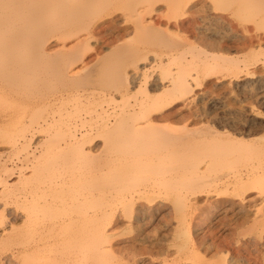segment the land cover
<instances>
[{"label":"bare ground","instance_id":"obj_1","mask_svg":"<svg viewBox=\"0 0 264 264\" xmlns=\"http://www.w3.org/2000/svg\"><path fill=\"white\" fill-rule=\"evenodd\" d=\"M212 1L0 0V144L7 145L0 185L11 187L7 177L16 170L25 178L14 195L22 209L24 264L53 246L55 262H83L85 250L62 251L73 242L95 246L91 264H113L125 255V243L133 244L116 238L121 222L169 216L172 197L179 200L183 247L196 244L194 229L204 231L202 241L225 226L264 229V136L234 137L264 130V113L247 118L238 109L218 111L215 99L201 106L202 98L193 99L189 108L185 102L195 84L217 85L213 75L245 74L233 87L243 107L253 109L255 99L264 106V0L220 1L243 22V58L227 54V36L206 31ZM152 63L176 65L166 72L168 85L154 84L162 90L155 96L148 86ZM139 86L140 97L133 93ZM181 101L182 129L171 132L163 125L165 110ZM230 209L240 214L233 223L217 219ZM222 240L209 245L223 251L230 244Z\"/></svg>","mask_w":264,"mask_h":264},{"label":"rangeland","instance_id":"obj_2","mask_svg":"<svg viewBox=\"0 0 264 264\" xmlns=\"http://www.w3.org/2000/svg\"><path fill=\"white\" fill-rule=\"evenodd\" d=\"M214 1H212V2H214ZM220 1L221 0H217L216 2H214L215 3V9H214L215 15H213L214 17L209 19V21L207 20L208 24L205 25V29L207 32H209L207 29L211 28L210 32H214V30L216 29L217 32L222 33L221 37L227 36L226 38L229 39L228 41H226L227 44L229 43V45H228L229 50L226 51L227 54L229 53L230 55H233V56L238 55L239 57L242 55L244 57L246 55V50H245V47H244L243 41H242L243 40L242 37L244 36V32H243V28H242L243 22H242V20H240V18L232 15L233 12L231 11V9H229L224 3H220ZM164 5H165V2H159L156 5V7H160V6L164 7ZM168 10H169V12H168ZM168 10H167V14L172 15L171 10L170 9H168ZM158 11H159V13L162 14L163 22H166L168 18L166 16V12L164 11V9L162 10L163 12L161 10H158ZM202 24H204V23L199 22L198 25H202ZM121 25H123V24H121ZM119 28H120V26H118V25H115V28H114V26H112L113 33H115V30L118 31ZM129 31H130V28H129ZM225 33H227V34L229 33V35H226ZM109 35H111V34H109ZM219 37H220V35H219ZM219 37H216V38L219 39ZM237 38H239L241 41ZM131 39H133L132 34L126 36L124 38L123 42L129 43L131 41ZM233 39H234V41H233ZM233 46H235V47H233ZM135 48L140 49L143 47L141 45H138V48L137 47H135ZM93 52L96 53L94 50H93ZM175 67H176V65H174V64H172L168 67H165V68H159L154 63H152L151 65H148L147 72L151 69L150 70L151 72L150 71L148 72V74H149L148 86L152 90V91H150V89H149L151 95L155 96V95L161 94L162 90L161 89H160L161 91L156 90V88H155L156 86H154V84L155 83H161L160 85H162L164 83L165 85H168L169 80L167 78H164V77L166 76V72H168L170 69H174ZM141 72L142 71H140V73ZM150 74H151V76H150ZM211 77H212L211 81L214 80L218 84L217 85L209 84V86H206L208 88L205 87V85H206L205 83L202 84V86L199 84L198 85L195 84L194 87L196 88V94H198V95L196 96V94H195V96L189 97L190 94H188V96H186L187 100H185V102L188 105V106H186L187 108L190 107V104H193V103H191V101L193 99H195V103H197V100L202 98L201 102H200V106L205 105L206 102L211 103L215 99V100L219 101V103H220L219 106H221L220 109H217L218 111H223L225 108L228 110L233 109L235 111L238 109V110H241L243 112L245 111L244 114L247 118H254L257 115L258 116L263 115L262 113H264V106L262 104L259 105V103L257 102L258 100L255 99L253 109H252V107H249L246 109L242 105V104H245V102L242 103V101H241L242 97H241L240 92L238 91L237 88L236 89L233 88V87H236V84L237 85H239L240 83L242 84V82H244L246 80L247 75L241 74L240 76H238V79H237V77L232 76V75H228V76H225L223 78L220 76L216 77L215 75H213ZM222 79H225V80L222 81ZM233 80H235V81H233ZM138 88H140V86L136 87L133 90V93L136 94V96L138 95V97H140L141 93L138 92L139 91V90H137ZM204 96H205V99L203 100ZM131 100L134 101L133 97L131 98ZM185 102H183V101L178 102V104H175V106H172V108L169 107L165 110L167 115H168L167 116L168 120L164 121L163 125H166L167 128L169 129V131L178 132L182 129V123L180 122V120H181V117H183L184 113L186 112L185 110L187 108L183 107V104L181 105V103H185ZM109 107L112 108L111 110H113V107H116L117 109L119 108L118 106H115V105L114 106L111 105ZM196 108L197 107H195V109ZM229 108H231V109H229ZM170 111H171V113H170ZM257 130H261L260 125L257 126ZM234 133H235L234 137H236V135H237L238 137H244V138H247L250 140H256V139L264 136V130H261L258 134H252V136L251 135L250 136L240 135L238 132H234ZM239 139H241V138H239ZM5 148H7V145L0 144V156L5 155V153H6ZM1 153H2V155H1ZM109 155H112V153L110 152ZM5 159L6 158H4V160ZM4 160L2 162L6 163L5 166L8 164L6 167H12L11 161L5 160L6 162H4ZM9 162H11V163H9ZM1 166L2 165H0V168H1ZM0 171L2 172V173L0 172V176H2L3 174H4L3 176H6V174L4 173L5 172L4 170L2 171L0 169ZM17 171L18 170H16L15 173L11 176V179H10V177H7V179H8L7 182L9 184V186H11V187L5 188V187H3L4 185H0L1 186L0 187V257H1L0 258V264H9V263L12 264L11 262H13V264H15V262H16V264H24L23 254L21 253V242L24 238L23 230H22V223H23L22 222V214H20V213H22V209L20 208L19 200H17V198L14 199V197H15L14 195L19 192V188H21L22 182L24 181L25 178H23L22 174H20ZM7 196H8V198H7ZM9 200H12V201H9ZM168 203L172 204L173 207L175 208L169 214V216L166 214H164L162 216L157 214L155 216L153 215L155 217L154 219L151 216V217H148L147 219H145L146 221L144 223H133L132 225H130L127 218H125L123 220V222H121V226L118 228V230H116L117 233H120V234H118L116 236V238L119 240L122 239L121 244H123V242L125 240H127V241L129 240L130 242L132 241L133 244L131 243L132 245L131 244L129 245V244L125 243V245H128V246H126L127 251L124 253L125 255H123L122 258H120V260L115 261L113 264H134L132 261H135L136 259H137V261L140 260V262L143 261L142 264L143 263L144 264H150L149 262H151V264H264V229H261V228L250 229L249 228L250 223L246 224L244 228H239V229H234V228H230L229 226H225L224 228H222L220 230H215L213 232L206 233V235L208 236L205 239L206 241H202V238H201L204 235V231L201 229H194L191 231V233H192V235L194 234L192 236V238H194L195 242H193V240H192V243H196V244H191V245H187V246L183 247L182 241L178 239V233H180L179 229H178V224H179L180 217H181L180 213L178 212L179 200H177V197H172V200H169ZM6 206H9V208ZM11 212H12V214H11ZM227 212H228V214L226 217H225V214L220 213L217 219H225V220L229 221L230 223L231 222L233 223L235 221V219H237L240 216V214H237L238 211L234 210V209H230ZM165 215H166V217H165ZM173 216H175V217L172 218ZM161 217H163V218H161ZM164 218H166V219H164ZM169 218H170V220H169ZM13 219L14 220L16 219V220L14 221ZM249 230H251V231H249ZM19 231H21V232H19ZM19 235H21L22 237L21 236L19 237ZM29 236L31 238H34L36 236V229H34V228L31 229ZM132 237H134V238L132 239ZM135 237H137V238H135ZM126 238H128V239H126ZM137 239L139 241H137ZM210 239L215 240L216 243H219L220 241H223L222 239H224V242L229 243L230 245H229V247L224 248L223 251L220 250L219 248H217V250H216L214 248L215 246L209 245V244H211ZM198 240H199V242H198ZM225 240H227V241H225ZM247 240H248V242H247ZM136 245L138 247L139 246L140 247L138 248ZM160 246L163 249L168 248V250H166V254H158L155 251L154 248L160 247ZM134 247H135V250H134ZM61 248L64 249L62 251L66 252V254H76V253L84 252V250L86 251L85 252L86 255L83 258V262H81L80 261L81 259H79L77 262H73L72 264H88V263L91 264V260L93 258L96 259V257H97L96 255L89 253V251H91V249H92V251H94L95 246H93V244H87V245L81 246L80 244H76L75 242H73V243L68 244L67 246H64ZM131 248H133V249H131ZM147 248H149V250ZM152 248L154 249V251ZM128 249H129V251H128ZM139 249L142 252H141V254H138L136 257L134 255V252L137 251L139 253L140 252ZM57 251H58L57 247L53 246L51 249H47L46 251H44V257H41V258L38 257V259L36 261H31L30 264H70V263H65V261L64 262H61V261L55 262L53 259H54V256L56 255ZM149 251H151V252H149ZM221 251H222V253H221ZM131 253L135 256L134 259H133V255ZM130 255H132V256H130ZM6 256H9V257H6ZM8 258H11V259H8ZM8 260L11 262H8ZM96 264H99L98 261Z\"/></svg>","mask_w":264,"mask_h":264}]
</instances>
